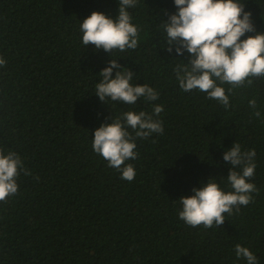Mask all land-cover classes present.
Listing matches in <instances>:
<instances>
[{
    "label": "trees",
    "instance_id": "1",
    "mask_svg": "<svg viewBox=\"0 0 264 264\" xmlns=\"http://www.w3.org/2000/svg\"><path fill=\"white\" fill-rule=\"evenodd\" d=\"M264 32V0H241ZM119 0H0V149L16 152L31 173L0 202V264H247L235 245L264 264V78L227 91L225 109L199 90L184 92L174 69L191 54L167 50L163 24L174 0H138L128 9L138 46L113 53L83 45L81 23L94 11L118 15ZM256 33H247L255 35ZM115 59L132 83L147 84L156 101L127 105L95 94L101 71ZM253 98L256 109L249 106ZM161 105L163 134L135 138V179L93 148L94 132L124 112ZM261 113L260 117L254 115ZM235 142L255 149L259 189L253 202L212 228L179 218V199L212 177L231 191L224 153ZM239 171L240 169H236Z\"/></svg>",
    "mask_w": 264,
    "mask_h": 264
},
{
    "label": "clouds",
    "instance_id": "2",
    "mask_svg": "<svg viewBox=\"0 0 264 264\" xmlns=\"http://www.w3.org/2000/svg\"><path fill=\"white\" fill-rule=\"evenodd\" d=\"M138 0H119L118 15L109 17L103 12L94 11L81 23L83 45H94L113 53L138 46V27L132 23L128 9L134 8ZM178 11L165 21L163 28L167 35V50L175 47L178 56L185 50L191 54L186 64H178L174 69L180 88L184 92L199 90L209 99L217 100L225 109L231 107L227 91L251 86L254 79L264 78V32H257L252 21V13L245 11L241 0H174ZM247 33H256L248 35ZM6 60L0 56V66ZM117 60L111 59L109 66L101 73L96 84L95 94L102 102L108 99L123 104H136L140 98L156 101L159 93L147 84H133L134 73L123 68L115 74L113 70L121 69ZM253 109L257 107L255 98L249 101ZM163 111L161 105H153L152 113L140 111L124 112L122 116L105 122L94 132L93 150L108 161L109 167L121 173V179L129 182L136 176L134 166L126 161L135 160L138 153L135 138L147 139L154 133L163 134V121L156 119ZM260 117L261 113L255 111ZM135 133V138L129 132ZM255 149L242 151L235 142L224 153L223 159L231 164L227 181L231 191H224L214 177L200 188H193V195L182 196L179 201L182 208L179 218L191 227L212 228L225 222V213L232 215L240 211L241 206L253 202L252 193L259 189L249 182L255 174ZM236 169H240L237 171ZM31 173L24 167L21 157L13 151L4 153L0 149V202L18 193L17 179ZM237 258H244L247 264H257V257L248 248L235 245Z\"/></svg>",
    "mask_w": 264,
    "mask_h": 264
}]
</instances>
